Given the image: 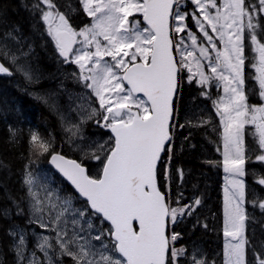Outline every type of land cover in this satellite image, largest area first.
<instances>
[{
    "label": "snow or ice",
    "instance_id": "6c2138e0",
    "mask_svg": "<svg viewBox=\"0 0 264 264\" xmlns=\"http://www.w3.org/2000/svg\"><path fill=\"white\" fill-rule=\"evenodd\" d=\"M40 2L46 6V10L41 9L42 19L60 56L65 62L78 65L80 80L98 101L99 109H92L89 118L102 117V126L112 133L108 146L100 144L90 154L91 159L101 163L96 176L89 175L82 163L55 152L51 139L39 132L31 134L30 154L37 158L50 156V163L86 203L84 210L73 212L69 235L66 214L70 212L71 200L54 202L50 192L40 200L39 193L30 187L34 206L38 205L36 211L48 209L58 255L71 257L75 264H177L178 257L186 254V249L173 246L179 234H170L169 225L194 209L188 205L171 207L157 182L162 153L170 151L178 76L186 69L190 81L198 76L201 85L215 81L217 87H223L224 95L213 101L223 128V170L228 174L225 178L229 185L224 190V236L230 239L225 240L223 264H248L245 183L241 179L246 174L244 128L246 124L255 126L261 153L256 159L264 162V104H249L245 92V33L253 51L259 54L258 66L252 67L258 73L255 79L264 100V43L257 36L261 27L258 14H264V0H191L197 10L191 17L207 46L192 31H187L191 46L184 37L175 41L170 35V19L179 22L172 29L175 33L186 31V14L174 10L179 8L180 0H80L93 23L79 32L53 0ZM136 14L142 15L146 26L135 19ZM217 40L222 47H218ZM76 44L81 47L74 48ZM205 67L211 75L205 73ZM8 71L0 64V73ZM137 94H143V98ZM33 182L29 172L25 183L31 186ZM258 182L264 185V178ZM194 203L201 202L197 199ZM259 207L264 209V201ZM89 216L110 226L97 230L93 236L94 225L86 218ZM81 221L89 230L87 237L80 235L85 231ZM40 226L50 227L44 223ZM51 239L44 236L39 244L48 264H54L48 254V249L54 247ZM93 240L100 242L99 247ZM23 244L21 237L17 251L21 259ZM254 256V264H264V254ZM29 264L37 261L32 259ZM192 264L206 261L193 255Z\"/></svg>",
    "mask_w": 264,
    "mask_h": 264
},
{
    "label": "trees",
    "instance_id": "16d2710c",
    "mask_svg": "<svg viewBox=\"0 0 264 264\" xmlns=\"http://www.w3.org/2000/svg\"><path fill=\"white\" fill-rule=\"evenodd\" d=\"M72 2L77 5V0ZM248 2L256 3L257 0ZM186 3L189 9L191 4L189 1ZM41 6L40 0H0V60L11 66L13 71L9 63L11 57L19 59V62H32L34 65L31 66L35 67L38 75L50 74L44 55L48 49L42 38L44 24ZM258 19L261 24L260 41L264 42V16L258 14ZM14 78L20 90L16 86L14 90L11 86ZM28 84L16 74L0 77V264H21L16 251V233L28 229L31 224L28 223L27 173L48 171L51 183L58 186L63 195L71 196L76 207L86 208L85 201L48 166V155L37 158L30 154L31 134L39 132L51 139L54 151L81 161L89 171V159H79L67 148L65 138L59 133L61 125L46 108L47 105L23 92ZM183 89L185 93L180 96V108L184 109L185 120L181 130L174 126L171 129L170 151L164 152L157 170V181L161 191L169 198L171 207L179 209L188 205L194 209L190 215L178 216L175 223H170V234H179L176 245L185 248L187 253L193 244H197L210 255L215 254L219 247L216 227L224 211L220 182L225 173L222 165L216 162L221 161V156L215 139L207 132L206 124H199L196 128L188 123L191 118L197 117L203 107H191L193 102L188 97L193 93V86H184ZM253 149L254 155L261 154L257 147ZM254 155L249 156V162H245L250 169L246 175L249 192L244 199L248 213L245 231L248 264H254V253L264 254V209L259 207L260 202L264 201V185L251 172L257 170L264 178V162L256 161ZM98 173L89 171L91 176ZM197 199L201 202L199 205L194 203ZM103 225L109 227L105 223ZM29 242L31 247L30 238ZM63 259L67 262L71 260L67 256ZM214 261V264H219L221 259L215 257Z\"/></svg>",
    "mask_w": 264,
    "mask_h": 264
},
{
    "label": "rangeland",
    "instance_id": "374dc122",
    "mask_svg": "<svg viewBox=\"0 0 264 264\" xmlns=\"http://www.w3.org/2000/svg\"><path fill=\"white\" fill-rule=\"evenodd\" d=\"M72 1L71 0H53V3H55V5L57 6V8L59 10H61V9L67 10L69 8L68 6H70L73 3ZM187 1H189V5L191 4L189 9H187V4H188V3H186ZM217 2L222 3V0H217ZM74 5H75V7L79 8V19L84 21L83 27L81 28V30L85 29L86 27H90L91 24L93 23V17L89 16L84 11L83 5L80 2V0H77V5L76 4H74ZM41 7H42V9L46 10V6L43 5V3H42ZM174 10H178L182 14H186V18L184 21L185 24H186V21H188V20H190L191 23H195V21L191 17V14L197 10L195 8V5H193L191 3V0H180L179 8L178 9L175 8ZM212 11L214 12L215 10H212ZM259 15L264 16V14H259ZM140 17H141L140 14H136L135 19L140 20ZM129 19L131 20L132 18L130 17ZM201 19H202V17H201ZM41 20H42V23L44 24V26H46L45 22L42 19V15H41ZM178 23H179L178 21H175L174 19H172V23H171L172 29H174V27ZM195 25H196V23H195ZM141 26L143 27L145 25L141 24ZM197 28H198L197 30L199 31L198 26H197ZM187 31H189V30L186 29L185 36H183L182 33L177 34V33H175L174 30H172V36L174 38L176 37V39H177V37H178V39H180V37H186V38H184L186 44L191 46V41L188 40V38H187ZM210 34L213 35V38L215 40L216 39L215 34L212 32H210ZM202 36H203V34L201 35V37ZM202 40L204 41L203 37H202ZM216 42H217V45L219 47V45H220L219 41H216ZM260 42L264 43L262 41H260ZM212 55L215 56V52H213ZM18 60L19 59L15 58V57H11V58H9V63L13 66V68L16 72V75L20 76L27 84L29 83L25 88H23V91L26 93V95L28 97H30V98H32V96L37 97V101L43 102L47 105L46 108L49 110V112L51 114L53 113L52 114L53 116H56V118L58 119V121H59V123L63 129V131L68 134V137L65 139V143L67 145V148H69L72 153L77 155L79 159H82V158L89 159V162H90L89 171H93V173L97 174L101 169V163L99 161L91 159L90 154L94 149H96V147L98 145L105 144L106 146H108L111 143V141L109 139H106V138L93 140L94 137H87L89 135L85 134L83 131L85 126H83L81 123H84L86 121L90 122L89 116L92 112V109L95 108V103L98 104V101H97L96 97L92 94V91L89 92L88 88H86L84 86V83L80 81V83H79V98L76 99V101H78V103L74 102L75 100L72 101L73 96L72 95L69 96L68 94L59 93V94H55L52 97L50 95L49 90L46 89V87L44 85L45 79L49 78V77H46L47 74L44 75L41 73L42 77L38 78V74H36L34 71L35 67L31 66V65H34L32 62H26L25 63V61L19 62ZM202 63L206 65L207 61H202ZM23 67H28L29 69H25ZM30 68L33 69V71L30 70ZM204 71L207 75H211V73L207 67L204 68ZM26 73H27V75H25ZM183 73H184V75H182L183 84L189 85V83H191L194 85V87L201 89L198 91L199 96L202 99H205L207 101L208 109H209V111L211 110L210 111L211 118L206 119V123L211 122L213 124H217V125L222 127V125L220 123V116L217 115L216 106L213 103V101H216L220 96L224 95L223 87L222 86L217 87V82H215V81H212L210 84L201 85L200 83H198V80H199L198 76L194 77L190 81L189 80V75H190L189 72L185 69V70H183ZM74 74H75V76H77L75 72H74ZM34 81H41L38 84L39 88H35L34 90L30 91L29 85H33ZM45 84H46V82H45ZM11 86L12 87L13 86L18 87L17 84H11ZM18 89L20 90L19 87H18ZM193 92H197V91L193 90ZM195 99H196V95L194 96L192 101H194ZM213 111H215L216 113ZM213 113H214V115H213ZM93 118L94 117H92L91 120L94 121ZM96 122L97 121H95V123ZM92 123L93 122H91V125H92ZM87 127H88V125H87ZM213 127H214V125H213ZM213 127H211V128H213ZM77 128H78V131H77ZM174 128H175V126H174ZM91 129H93V128H91ZM73 132H75L76 134L73 135ZM174 132H175V129H174ZM220 142H221L220 147L217 145V142H215V143H216V146L218 147L217 150L219 149L218 152L221 154V162H222L221 165L223 166V155H222L223 150H224L223 149V140H220ZM98 154L103 156V153L98 152ZM246 158H247V156H246ZM245 166H246V164H245ZM89 171H87L88 174H89ZM96 174H93V175H96ZM227 175L228 174L225 173L222 184L220 183L221 184V194L223 197V203H224V198H225V192H224L225 187L229 186L228 181L225 178ZM246 175H247V172H246L245 176ZM32 177L34 179L33 184L31 186L26 184L27 185L28 210H29V218H30L28 220V223L30 222L31 224H30L28 229H22L21 231H18L16 233V251H18V247H21V245H20L21 237H23V240H24V244L22 246V248H23V259H21L17 254L18 260L21 262V264H29V261L32 259H35L37 261V264H48V259L45 257L44 252H42L39 248V244L42 240V237L48 236V237L52 238L51 243L54 245L53 248L48 249V254H49V256L52 257L54 264H75V262L73 261V259L71 257H70V259H71L70 262H67L63 259L64 256L58 255L59 247L56 245V241H55L56 233L50 230L51 218L48 214V209L45 208V210L43 212L36 211V207H38V205L34 206V205H36V201L33 199V196L31 195L29 189L31 187L33 192H38L40 200H44L45 196L49 192L52 193V200L54 202L60 203L66 199L71 200L70 212L66 214V218L69 221V224H68L69 235H71V229H72L71 220L74 218L73 212H75L76 210H84V209L76 207L75 202L71 196L63 195L61 193L60 189L58 188V186L51 183L52 178H51V175L49 174L48 171L40 170L37 173L36 172L32 173ZM244 178H245L244 176L241 177V179H243V181L245 183V194H247L249 191H248V186H247ZM57 197L59 198L58 200H57ZM243 207H244V204H243ZM244 209H245V213L247 216L248 215L247 210H246V208H244ZM54 215H55V213H53V217H54ZM76 218H78V216ZM86 218H90L92 220L93 225H94L93 229L91 230V234L93 236L97 234V230L102 229V228H106L102 223H100V221L95 220V218L93 216H89ZM41 223L48 224L50 227L48 229L42 228L40 226ZM81 223L83 224V221H81ZM215 223H216V221H215ZM83 226L85 228V231L80 233V235L87 237L89 230L87 229L86 224H83ZM246 227H247V221H245V231H246ZM216 230L219 233V241L217 242V247L218 246L219 247H218V250H216L215 254L210 253V255H211L210 256L209 254L206 253L208 251L201 249L200 246H198L197 244H193L192 247L190 248V250L188 249V252L185 255L178 257L177 264H192L193 255H195L198 259L205 260L206 264H207V260H208V263L214 264V262H215L214 258L218 257L219 260L221 259V262L219 264H223V261H224L223 253H224L225 240L230 239V238H226L224 236V212L222 214V218L219 221V223L217 222ZM222 235H223V237H222ZM29 238L32 241L31 247H30ZM105 242H107V239L105 240ZM92 243L94 245H96L97 247H99L100 242L93 240ZM173 246L176 249H180V247L178 245H176V242H174ZM73 251H75V248H73ZM33 254H35V256H33ZM67 257H69V256H67ZM185 259H186V261H184Z\"/></svg>",
    "mask_w": 264,
    "mask_h": 264
},
{
    "label": "flooded vegetation",
    "instance_id": "af4514ba",
    "mask_svg": "<svg viewBox=\"0 0 264 264\" xmlns=\"http://www.w3.org/2000/svg\"><path fill=\"white\" fill-rule=\"evenodd\" d=\"M44 5V4H43ZM69 8L66 9H61L59 10L61 13H64L66 18L69 20L70 25L77 31L79 32L81 30V28L83 27V23L84 21L79 19V8L75 7V5L72 3L70 6H68ZM186 29H188L189 31H192L193 33L197 34L198 37V41L202 44H205L207 46V42L204 40H202V33L200 31H198L197 26L195 25V23H191L190 20L186 21ZM44 41L47 47V51L45 52L44 55H46V65L47 67L50 69V74H48L46 77H49L47 79H45L44 85L46 87V89L49 90L50 95L53 97L55 94H59V93H63V94H68L69 96L72 95L73 96V100H75L74 102L78 103V101H76V99L79 98V83H80V78H79V67L78 65L69 62H65V59L62 58V56H60L59 51L55 45V41L52 39L51 36L48 35V31H47V25L44 26ZM209 33L211 32L210 29H208ZM259 33H260V29H258L257 31V36L258 39L260 40L259 37ZM183 36H185V32L182 33ZM245 56L247 57L246 61H245V66H244V77H245V92L248 96V103L251 105H261L264 104V100H261L260 96H259V84L258 81L255 79V76L258 75V73H256L255 68L252 67L253 64H257L258 66V59H259V54L253 51V46L251 45L250 40L247 38V33H245ZM174 38V37H173ZM186 38V37H184ZM79 39V38H78ZM175 41H179L178 37L176 39V37L174 38ZM218 41V40H217ZM263 42V41H262ZM186 43V42H185ZM81 47L80 44H76L74 46V48H79ZM219 47H222L221 45H219ZM106 59H110V58H106ZM176 59L179 60L180 57L177 55ZM74 72L76 73L77 76H75ZM13 74H16L15 71L12 72ZM182 75H184L183 71L180 72L179 74V86H178V92L175 98V103L173 105V110H174V126L178 127V130H181V124L182 122H184V109L180 108V96H182L185 93V89L184 86H193V89L196 90L197 92H193L189 95L188 98L191 97V101L193 100L194 96L196 95V99L193 102V106H191L193 109H198L200 107H203V109L200 111V113L198 115H196L197 117L191 118L188 123L191 125H194L196 128L199 127V124L205 125L207 126V132L213 137V139H215V142H217V145L220 147L221 146V142L220 140H222V133H223V128L217 124H213V123H206V119H210L211 115H210V111L208 109L207 106V101L205 99H202L199 96V90L196 87H194L193 84L189 83V85L183 84L182 81ZM41 75H38V78H41ZM16 82V78H14L13 83L15 84ZM41 81H34L33 85H30V91L34 90L35 88H39L38 84ZM83 82V81H81ZM47 85V86H46ZM14 90H15V86H13ZM18 89V88H17ZM89 92H91V89H88ZM24 92V91H23ZM140 96V95H139ZM143 98V96H141ZM190 107V106H189ZM95 109H99V104L95 103ZM215 112V111H213ZM216 113V112H215ZM214 115V113H213ZM218 115V114H217ZM219 116V115H218ZM56 117V116H55ZM57 119V118H56ZM94 121L90 119L89 121H86L84 123H81L84 127L83 131L85 134L89 135L87 137H94L93 140L99 139L100 137H104L106 139H109L111 137L110 132L108 131V128H105L102 126L103 124V120L102 117L99 116H95ZM99 120L100 123H95V121ZM58 121V119H57ZM91 122L92 126L91 125ZM59 123V121H58ZM60 124V123H59ZM88 125V127H87ZM214 125V127H213ZM90 127V128H89ZM213 127V128H211ZM93 128V129H91ZM216 129V130H215ZM182 131L179 132V134ZM59 133L61 134L62 138H67L68 134L65 133L62 129V127L59 128ZM244 142H245V147H246V156H252L254 155V149L255 147L258 148V133H256V129L254 125L251 124H246L245 128H244ZM259 149V148H258ZM260 151V150H259ZM221 156V154H220ZM257 155L255 154L253 156V158L256 161H259L256 159ZM219 164H221V161H216ZM222 170H223V166ZM245 171L248 172L249 168H247V166H245ZM255 171V173H254ZM224 172V170H223ZM253 174L256 175L255 179H262L260 174L257 173V170H253L252 171ZM245 180L246 176H244ZM224 178V176H223ZM222 182V180H221ZM207 264L208 260H207Z\"/></svg>",
    "mask_w": 264,
    "mask_h": 264
},
{
    "label": "water",
    "instance_id": "95a60500",
    "mask_svg": "<svg viewBox=\"0 0 264 264\" xmlns=\"http://www.w3.org/2000/svg\"><path fill=\"white\" fill-rule=\"evenodd\" d=\"M175 8V7H174ZM171 20L172 19H170V24H171ZM140 21H141V23L143 24V25H145L146 26V23L143 21V17L141 16V18H140ZM170 35L172 36V32H171V29H170ZM63 59H64V57H62ZM0 64H3L1 61H0ZM4 65V64H3ZM5 66V65H4ZM6 68H7V66H5ZM8 69V68H7ZM9 74V71L7 72V73H0V76H3V75H8ZM178 86H179V76H178ZM177 92H178V88H177ZM177 92H176V95H177ZM137 95H140V96H143V94H137ZM176 95L174 96V100H173V105H174V103H175V98H176ZM173 116H174V110H173ZM173 121V120H172ZM108 131L110 132V134H111V136H112V133H111V131H110V129H108ZM55 152H58V151H55ZM58 153H60V152H58ZM61 155H63L62 153H60ZM63 156H65V155H63ZM162 156H163V153H162ZM66 157V156H65ZM66 158H68V157H66ZM68 159H72V160H76V159H73V158H68ZM77 161V160H76ZM78 162V161H77ZM159 164H160V162L158 163V166H159ZM48 165L52 168V170L55 172V173H57L61 178H62V180L73 190V192L77 195V196H79L83 201H85L84 200V198H82L80 195H79V193L76 191V189L74 188V186L73 185H71V183L59 172V170L53 165V164H51L50 163V156H49V158H48ZM84 166V165H83ZM85 167V166H84ZM86 168V167H85ZM158 169V168H157ZM87 170V169H86ZM158 182V181H157ZM106 224H107V222H105ZM110 226V225H109Z\"/></svg>",
    "mask_w": 264,
    "mask_h": 264
}]
</instances>
